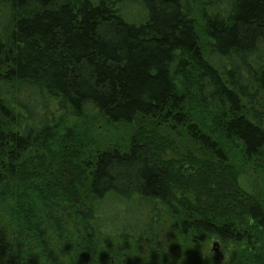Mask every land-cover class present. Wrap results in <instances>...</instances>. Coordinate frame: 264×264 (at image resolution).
Returning a JSON list of instances; mask_svg holds the SVG:
<instances>
[{"label": "trees", "instance_id": "1", "mask_svg": "<svg viewBox=\"0 0 264 264\" xmlns=\"http://www.w3.org/2000/svg\"><path fill=\"white\" fill-rule=\"evenodd\" d=\"M246 171L264 0H0V264H112L166 218L264 264Z\"/></svg>", "mask_w": 264, "mask_h": 264}, {"label": "rangeland", "instance_id": "2", "mask_svg": "<svg viewBox=\"0 0 264 264\" xmlns=\"http://www.w3.org/2000/svg\"><path fill=\"white\" fill-rule=\"evenodd\" d=\"M105 131L106 135L109 134L113 139L115 135L123 137L112 128ZM241 178L243 187L248 191L264 188V172L246 171ZM176 226L166 218L142 241L120 245L119 257L112 264H188L193 258L203 257L213 264H233L229 250L222 246L217 238L203 242L200 237L191 242L176 234ZM214 242L218 243L217 248L213 247Z\"/></svg>", "mask_w": 264, "mask_h": 264}, {"label": "water", "instance_id": "3", "mask_svg": "<svg viewBox=\"0 0 264 264\" xmlns=\"http://www.w3.org/2000/svg\"><path fill=\"white\" fill-rule=\"evenodd\" d=\"M213 247L217 248L218 247V243L217 242H214L213 243Z\"/></svg>", "mask_w": 264, "mask_h": 264}]
</instances>
